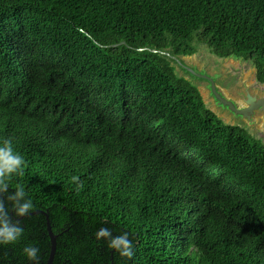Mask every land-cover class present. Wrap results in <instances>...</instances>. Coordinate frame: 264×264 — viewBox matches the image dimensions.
Segmentation results:
<instances>
[{
    "label": "trees",
    "instance_id": "16d2710c",
    "mask_svg": "<svg viewBox=\"0 0 264 264\" xmlns=\"http://www.w3.org/2000/svg\"><path fill=\"white\" fill-rule=\"evenodd\" d=\"M199 45L264 83V0H0V139L36 205L0 264H264V142L224 124L160 52ZM156 51V52H155ZM77 178L74 182L73 178Z\"/></svg>",
    "mask_w": 264,
    "mask_h": 264
},
{
    "label": "clouds",
    "instance_id": "9594fccd",
    "mask_svg": "<svg viewBox=\"0 0 264 264\" xmlns=\"http://www.w3.org/2000/svg\"><path fill=\"white\" fill-rule=\"evenodd\" d=\"M25 165L12 139H0V247L14 246L24 238L25 228L20 218L31 215L36 207L23 185L11 186L13 178L23 173ZM76 179L73 178L74 182ZM96 239L106 241L107 248L121 258V264H127L134 255V243L128 232L114 235L110 228L103 227L96 233ZM22 253L27 264H42L39 246L27 244Z\"/></svg>",
    "mask_w": 264,
    "mask_h": 264
},
{
    "label": "rangeland",
    "instance_id": "374dc122",
    "mask_svg": "<svg viewBox=\"0 0 264 264\" xmlns=\"http://www.w3.org/2000/svg\"><path fill=\"white\" fill-rule=\"evenodd\" d=\"M183 60L184 63L193 64L198 69L205 70L203 72L204 75H200V76L202 77H207L205 75L210 76L207 78H210L212 81L214 80L215 82L214 85L216 84L217 87H220L225 98L235 102L238 108L246 107L242 99L246 97L247 93H249L252 96L254 94L257 95L258 97L264 96V93L260 92L258 89L252 86L254 85L255 69L247 61H243L241 59H236V58H228V59L217 58L204 45H199L194 55L190 57H185L183 58ZM172 65L175 69V73L177 74V76L185 78L183 71L180 68H178L175 64L172 63ZM217 73L222 74L224 77L219 76ZM188 81L197 87V90L199 92V95L201 96V99L205 107L209 111H211L217 118H219L224 124L230 126H238L244 129L253 139L261 140L262 142H264V119L262 113L259 112L254 113L250 122L245 120H234L232 122H229L225 114L218 112V109L217 111L213 109V106L210 104V100L207 99L205 89L202 88L204 83L201 82L196 83L197 81L191 82L190 80ZM243 86L247 89L242 91ZM232 87H236V89L241 92L237 94V96H234L231 93ZM260 134L262 136H260Z\"/></svg>",
    "mask_w": 264,
    "mask_h": 264
},
{
    "label": "water",
    "instance_id": "95a60500",
    "mask_svg": "<svg viewBox=\"0 0 264 264\" xmlns=\"http://www.w3.org/2000/svg\"><path fill=\"white\" fill-rule=\"evenodd\" d=\"M160 53L168 57L172 61L173 64H175L178 68H180L183 71V74L185 75L186 80H190L191 82L197 81L196 83H200V82L204 83L202 88L205 89L207 99L210 100V104L213 106V109L216 111L218 109V112L225 114L229 122H232L234 120H245V121L250 122L253 114L256 112L262 113L263 119H264V96L258 97L255 94L252 96L249 93H247L246 97L242 99L246 107L238 108L235 102L225 98L221 89L217 87L216 84L214 85L215 83L214 80L212 81L210 78H207L210 76L208 75H205L207 77L200 76V75H204L203 72L205 70H200L193 64L184 63L183 58L185 57H177V56L170 54L169 52H160ZM217 74L219 76L224 77L220 73H217ZM203 81H205L206 83ZM218 88H219V91H218ZM245 89L247 88L243 86L242 91ZM240 92L241 91H238L236 87H232L231 93L234 96H237V94H239ZM48 232H49L51 244H50L49 259L46 264H52V260L54 258V253H55V248H56L55 246L56 243H55V237L52 235L50 228H48Z\"/></svg>",
    "mask_w": 264,
    "mask_h": 264
},
{
    "label": "flooded vegetation",
    "instance_id": "af4514ba",
    "mask_svg": "<svg viewBox=\"0 0 264 264\" xmlns=\"http://www.w3.org/2000/svg\"><path fill=\"white\" fill-rule=\"evenodd\" d=\"M215 56V55H214ZM217 57V56H216ZM217 58H219V57H217ZM220 59H228V58H220ZM263 85H264V83H259L257 80H256V78H254V85H252V86H254L256 89H258L260 92H262V93H264V87H263ZM231 86V85H230ZM230 86H229V88H230ZM220 88V87H219ZM259 135V134H258ZM260 136H262L261 134H260Z\"/></svg>",
    "mask_w": 264,
    "mask_h": 264
}]
</instances>
